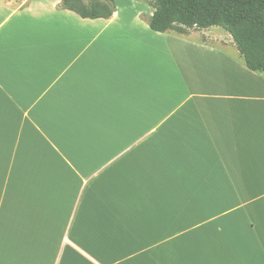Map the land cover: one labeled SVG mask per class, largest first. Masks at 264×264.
<instances>
[{
  "label": "crops",
  "instance_id": "obj_1",
  "mask_svg": "<svg viewBox=\"0 0 264 264\" xmlns=\"http://www.w3.org/2000/svg\"><path fill=\"white\" fill-rule=\"evenodd\" d=\"M153 13L0 0V264H264V74Z\"/></svg>",
  "mask_w": 264,
  "mask_h": 264
},
{
  "label": "trees",
  "instance_id": "obj_2",
  "mask_svg": "<svg viewBox=\"0 0 264 264\" xmlns=\"http://www.w3.org/2000/svg\"><path fill=\"white\" fill-rule=\"evenodd\" d=\"M149 20L155 32L220 27L237 43L247 68L264 74V0H150ZM63 6L85 19H108L115 0H63Z\"/></svg>",
  "mask_w": 264,
  "mask_h": 264
},
{
  "label": "rangeland",
  "instance_id": "obj_3",
  "mask_svg": "<svg viewBox=\"0 0 264 264\" xmlns=\"http://www.w3.org/2000/svg\"><path fill=\"white\" fill-rule=\"evenodd\" d=\"M144 4L145 6L149 7L150 9L154 10L150 4V0H117V4L121 8H139L140 3Z\"/></svg>",
  "mask_w": 264,
  "mask_h": 264
}]
</instances>
